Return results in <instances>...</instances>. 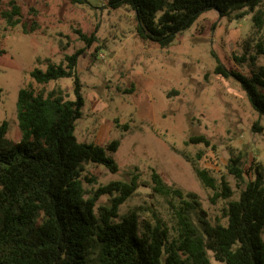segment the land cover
Instances as JSON below:
<instances>
[{
	"label": "trees",
	"instance_id": "obj_1",
	"mask_svg": "<svg viewBox=\"0 0 264 264\" xmlns=\"http://www.w3.org/2000/svg\"><path fill=\"white\" fill-rule=\"evenodd\" d=\"M263 1L107 0L106 5L128 7L134 13L138 39L165 48L211 10L228 20L253 13L254 26L262 29ZM69 2L83 5L87 0ZM0 17L11 28L21 25L25 34L33 30L27 29L21 7L13 0L6 5L0 0ZM76 33L86 47L95 42L93 35ZM254 47L264 57V41ZM84 50L65 55L57 64L46 59L44 70L36 67L29 73L38 85L73 79L74 100L59 88L45 93L30 83L17 94L19 141L6 137L8 122L0 125V264H210L208 252L223 264H264V177L256 165L253 179L246 180L239 155L226 165L240 189L237 199H231L233 192L224 178L217 183L206 169L192 163L203 187L212 191V203L226 201L221 209L225 224H212L196 194L166 184L154 170L150 188L166 202L168 221L153 210L142 218L138 207L119 214L142 186L137 173L128 182L98 186L86 197L82 181L92 184L95 179L83 175L84 165L100 164L116 173L108 153H114L119 142L102 147L79 143L74 135L84 106L76 72ZM235 59L240 63L246 58ZM247 61L248 75L221 64L214 72L234 79L252 109L264 117V66L257 65L253 55ZM189 143L209 145L204 136L192 137ZM101 196H108V204L96 207Z\"/></svg>",
	"mask_w": 264,
	"mask_h": 264
},
{
	"label": "rangeland",
	"instance_id": "obj_2",
	"mask_svg": "<svg viewBox=\"0 0 264 264\" xmlns=\"http://www.w3.org/2000/svg\"><path fill=\"white\" fill-rule=\"evenodd\" d=\"M2 1L6 5L12 0ZM13 1L21 7L27 29L33 30L25 34L21 25L11 28L0 17V125L8 122L6 137L20 139L16 100L19 89L28 84L45 93L59 88L75 99L73 79L38 85L29 73L36 67L44 70L46 59L57 64L84 48L76 68L84 106L74 135L79 143L102 147L119 142L117 150L108 153L116 173L100 164L84 165L83 175L95 179L92 184L82 181L86 197L98 186L128 182L137 173L142 186L119 214L138 207L142 218L153 210L168 221L166 202L150 188L154 170L166 184L196 194L212 224H225L221 209L226 201L212 203V191L203 187L192 163L217 183L224 178L233 192L231 199H237L240 189L226 170L230 157L241 156L246 180L253 179L256 165L264 177V117L252 109L234 79L214 72L221 64L248 75L251 55L264 66V57L254 47L264 41V26H254L253 13L228 20L207 11L171 45L160 48L138 39L133 11L110 9L107 0H87L83 5L69 0ZM259 8L264 9V1ZM77 30L93 35L95 42L86 47ZM243 56L245 61L238 63L235 57ZM198 136L209 145L189 143ZM107 204L108 196H101L96 207ZM208 258L210 264H223L211 252Z\"/></svg>",
	"mask_w": 264,
	"mask_h": 264
}]
</instances>
